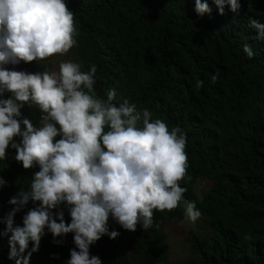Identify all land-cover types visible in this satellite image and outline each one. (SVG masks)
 Listing matches in <instances>:
<instances>
[{
	"label": "trees",
	"instance_id": "16d2710c",
	"mask_svg": "<svg viewBox=\"0 0 264 264\" xmlns=\"http://www.w3.org/2000/svg\"><path fill=\"white\" fill-rule=\"evenodd\" d=\"M206 2L211 12L201 16L195 0H65L75 27L68 53L82 72L96 66V98L106 99L115 89V103L126 99L138 110L148 109L170 131L179 126L186 134L187 169L179 184L187 189L184 200L195 202L207 217L209 236L187 232L193 256L185 264H264V41L249 26L252 18L264 23V0H239L237 13L225 5L223 15L214 0ZM245 44L252 47V58ZM197 81L203 86L197 88ZM23 118L21 112L18 119ZM15 155L9 146L0 161V177L7 181L0 189V221L13 207L9 199L27 189L39 171L38 166L24 169ZM202 177L211 184L199 199L192 185ZM35 206L30 201L21 208L15 225L22 226ZM59 207L70 223L68 207ZM184 213L180 206L154 210L152 226L144 230L137 224L135 232L109 216V232L119 235H103L90 246V256L102 264H157L167 250L165 222ZM4 229L0 222V233ZM73 236L54 238L45 229L29 264H66ZM9 252L8 237L0 235V264H15Z\"/></svg>",
	"mask_w": 264,
	"mask_h": 264
},
{
	"label": "clouds",
	"instance_id": "9594fccd",
	"mask_svg": "<svg viewBox=\"0 0 264 264\" xmlns=\"http://www.w3.org/2000/svg\"><path fill=\"white\" fill-rule=\"evenodd\" d=\"M214 3L220 15L225 5L233 13L241 8L239 0ZM195 11L203 16L211 9L206 0H195ZM249 26L264 41V23L252 18ZM74 33V15L65 0H0V97L11 94L0 98V161L11 146L24 169L39 167L28 188L9 199L13 207L0 221L5 224L0 235L8 237V258L15 264H29L45 229L54 238L74 234L66 264H102L89 249L103 235H119L109 232V216L125 230L135 232L137 224L147 230L154 210L177 208L187 191L179 184L187 169L186 134L179 126L170 131L148 109L138 110L126 99L115 103V89L106 99L96 98L95 65L87 72L73 61H61L58 71L44 65L37 73L5 67L64 55L75 44ZM244 52L254 56L248 44ZM25 104L41 111L39 127L28 118L18 119ZM6 184L0 177V189ZM30 201L36 206L23 216L22 226L15 225L16 214ZM185 204V219L195 223L200 211L195 202Z\"/></svg>",
	"mask_w": 264,
	"mask_h": 264
},
{
	"label": "rangeland",
	"instance_id": "374dc122",
	"mask_svg": "<svg viewBox=\"0 0 264 264\" xmlns=\"http://www.w3.org/2000/svg\"><path fill=\"white\" fill-rule=\"evenodd\" d=\"M61 61H73L80 64L74 56H71L67 52L64 55H54L44 61H41V64L33 61L34 64L29 65L24 64L23 61H21L17 65L8 64L5 65V67L8 70L24 71L27 73L43 72L45 70V66H47L49 70L58 71V66ZM21 112L25 115V118H28L30 121H37L40 125L42 113L37 107H29L25 104V106L21 109ZM210 184L211 180L209 177H202L194 182L192 185L193 191L199 199L205 194ZM185 201L186 200H183L179 205L184 211L186 207ZM200 213L201 216L195 223L186 220L185 215L182 219H173L165 222L163 226V235L165 244L167 245V250L164 259L157 264H185L192 258L193 252L186 240L187 232L193 231L201 239H207L209 236L207 217L203 212ZM133 264H139V260H135Z\"/></svg>",
	"mask_w": 264,
	"mask_h": 264
}]
</instances>
